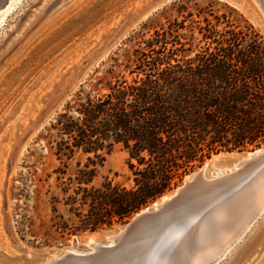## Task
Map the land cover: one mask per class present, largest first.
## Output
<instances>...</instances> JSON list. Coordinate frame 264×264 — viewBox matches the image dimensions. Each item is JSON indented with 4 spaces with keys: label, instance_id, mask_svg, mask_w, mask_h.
<instances>
[{
    "label": "rangeland",
    "instance_id": "374dc122",
    "mask_svg": "<svg viewBox=\"0 0 264 264\" xmlns=\"http://www.w3.org/2000/svg\"><path fill=\"white\" fill-rule=\"evenodd\" d=\"M260 5L257 0H7L0 7L5 18L0 22V264H41L49 253L61 254L72 238L79 240L73 249L88 250L81 243L86 236L95 233L107 241L103 234L132 216L64 237L50 228V198L60 196L50 126L79 89L102 92L115 78L131 79L142 51L150 53L147 59L171 62L215 51V43L202 36L209 25L220 31L250 26L264 41ZM161 27L172 29L181 43L148 51L146 42ZM262 145L213 152L165 192L203 165L204 175L214 177L215 168H227ZM93 159L94 184H133L128 152L120 144ZM77 160L86 162V155L77 153L67 162L64 178L73 175ZM214 264H264V210Z\"/></svg>",
    "mask_w": 264,
    "mask_h": 264
},
{
    "label": "trees",
    "instance_id": "16d2710c",
    "mask_svg": "<svg viewBox=\"0 0 264 264\" xmlns=\"http://www.w3.org/2000/svg\"><path fill=\"white\" fill-rule=\"evenodd\" d=\"M234 27L209 25V33H202L215 51L171 57L173 62L147 59L150 53L142 51L131 79L115 78L102 92H76L50 126L60 191L50 198V228L59 237L123 222L173 187L196 161L264 141V41L250 26ZM168 43L181 42L161 27L145 46L163 52ZM116 144L128 152L133 184H94L93 158L102 159ZM77 153L87 161L77 160L73 175L64 178Z\"/></svg>",
    "mask_w": 264,
    "mask_h": 264
},
{
    "label": "bare ground",
    "instance_id": "6f19581e",
    "mask_svg": "<svg viewBox=\"0 0 264 264\" xmlns=\"http://www.w3.org/2000/svg\"><path fill=\"white\" fill-rule=\"evenodd\" d=\"M257 1L264 12V0ZM3 20L0 18V22ZM263 150L264 145L252 154ZM250 154L240 156L227 168H215L214 177H206L209 183L177 205L144 220L117 245L99 241L91 233L81 242L88 250L64 246L61 254L49 253L43 264H214L264 210V171L257 172L261 162L240 169L239 163ZM119 229L121 226L104 233V238ZM105 244L109 248L94 251V247ZM58 258L60 263H54Z\"/></svg>",
    "mask_w": 264,
    "mask_h": 264
},
{
    "label": "water",
    "instance_id": "95a60500",
    "mask_svg": "<svg viewBox=\"0 0 264 264\" xmlns=\"http://www.w3.org/2000/svg\"><path fill=\"white\" fill-rule=\"evenodd\" d=\"M5 2L6 0H0V7H2ZM249 152L251 153L249 155V158L244 159L239 163L240 169L246 166L254 165V163L256 162H261V164L257 167V172L264 171V150L260 153H257L256 155H253L252 151ZM206 183H209V181L206 179L204 170L201 167L199 170L194 171L189 179H185L183 184L174 188L173 190L162 193L156 199L152 200L149 204L143 206L134 214H132L129 220L123 222L122 225H120L121 229H119V232L116 234L108 235L106 240L110 241L111 245H117L119 242H121V240L123 241L129 234L135 232L141 226L140 224L144 220L151 218L153 215L158 214L167 208H171L177 205V203L182 202L188 196L194 194V190H197ZM112 229L113 228H111L110 230ZM77 243V238H72L70 243H68L66 246L74 247ZM105 248H109V245H99L97 247H94V251H96L97 249ZM66 254L79 255L73 252H66ZM80 255L87 254L85 253ZM60 261L61 258H58L54 260V263H60Z\"/></svg>",
    "mask_w": 264,
    "mask_h": 264
}]
</instances>
